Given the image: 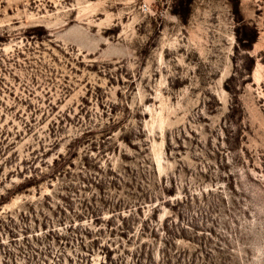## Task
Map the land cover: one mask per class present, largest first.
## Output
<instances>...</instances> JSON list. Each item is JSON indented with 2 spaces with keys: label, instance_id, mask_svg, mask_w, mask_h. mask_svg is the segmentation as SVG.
<instances>
[{
  "label": "rangeland",
  "instance_id": "rangeland-1",
  "mask_svg": "<svg viewBox=\"0 0 264 264\" xmlns=\"http://www.w3.org/2000/svg\"><path fill=\"white\" fill-rule=\"evenodd\" d=\"M0 264H264V0H0Z\"/></svg>",
  "mask_w": 264,
  "mask_h": 264
}]
</instances>
